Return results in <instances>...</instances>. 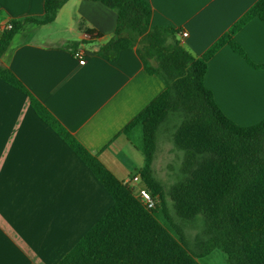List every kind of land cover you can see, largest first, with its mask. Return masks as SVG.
Listing matches in <instances>:
<instances>
[{"label": "crops", "instance_id": "0c3cea01", "mask_svg": "<svg viewBox=\"0 0 264 264\" xmlns=\"http://www.w3.org/2000/svg\"><path fill=\"white\" fill-rule=\"evenodd\" d=\"M154 27L185 31L178 40L203 55L258 0H145ZM45 0H0V40L13 21L41 17ZM117 13L101 2L69 0L48 25H28L0 58L23 88L122 183L145 188L143 132L125 128L165 86L144 67L138 47L117 61L100 55ZM97 39L90 41L86 34ZM209 62L206 86L242 127L264 120V23L253 19ZM78 45V46H77ZM78 47V48H77ZM86 52L80 65L74 52ZM114 200L72 148L44 122L30 97L0 78V264H59Z\"/></svg>", "mask_w": 264, "mask_h": 264}, {"label": "trees", "instance_id": "16d2710c", "mask_svg": "<svg viewBox=\"0 0 264 264\" xmlns=\"http://www.w3.org/2000/svg\"><path fill=\"white\" fill-rule=\"evenodd\" d=\"M68 1L45 0L43 16L13 21V28L4 30L0 40V58L17 33L28 25L53 23ZM87 1L101 2L118 15L113 38L97 54L115 62L123 50L138 47L145 70L165 86L124 130L142 129L146 166L140 172L141 180L160 197V204L148 210L133 189L119 181L0 66V78L30 97L40 118L72 148L114 200L59 264H200L201 258L215 250L227 256L226 264H264V120L252 127L239 126L223 113L205 82L210 60L225 46L253 65L235 37L253 19L264 23V0H258L200 57L178 40L180 31L152 26V9L145 0ZM89 35L90 41L97 39ZM256 67L264 69V65ZM163 135L183 155L177 180L168 189L154 169ZM169 200L176 224L168 211ZM161 214L169 227L160 221ZM199 222L201 232L194 250L180 228H194Z\"/></svg>", "mask_w": 264, "mask_h": 264}, {"label": "rangeland", "instance_id": "374dc122", "mask_svg": "<svg viewBox=\"0 0 264 264\" xmlns=\"http://www.w3.org/2000/svg\"><path fill=\"white\" fill-rule=\"evenodd\" d=\"M159 141V149L154 161V169L156 172V176L165 183L168 189L177 180V175L179 172V167L181 165L183 155L181 152L177 151L174 148L173 144L170 142L167 136H161ZM168 211L172 221L176 224L177 220L171 207L170 200L168 204ZM159 216L160 221L164 225L169 227L170 223L167 222L165 216L163 214ZM196 225L197 226H195L194 228H180L186 235L191 248L194 250L197 249L195 242L197 235H199L201 232L200 222ZM226 260L227 256L222 251L215 250L208 256L201 258L199 262L200 264H226Z\"/></svg>", "mask_w": 264, "mask_h": 264}, {"label": "built area", "instance_id": "2783aa9c", "mask_svg": "<svg viewBox=\"0 0 264 264\" xmlns=\"http://www.w3.org/2000/svg\"><path fill=\"white\" fill-rule=\"evenodd\" d=\"M13 28L12 23L6 24L4 30H11ZM182 39L188 38L189 34L185 31L180 33ZM86 38L89 40L91 36L86 34ZM74 57L79 61L80 65L86 64V52L82 49H77L74 52ZM141 178L136 175L133 178V182H140ZM136 197L140 200V202L148 209V210H155L158 205L160 204V197L154 196L152 192L147 188H140L136 192Z\"/></svg>", "mask_w": 264, "mask_h": 264}]
</instances>
